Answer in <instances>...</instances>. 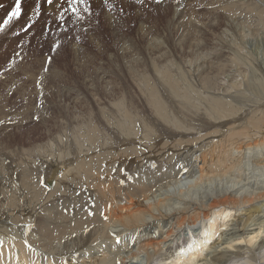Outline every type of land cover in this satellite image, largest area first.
Wrapping results in <instances>:
<instances>
[{
	"label": "bare ground",
	"instance_id": "bare-ground-1",
	"mask_svg": "<svg viewBox=\"0 0 264 264\" xmlns=\"http://www.w3.org/2000/svg\"><path fill=\"white\" fill-rule=\"evenodd\" d=\"M14 4L0 0V12ZM173 15L168 48L145 21L142 46L109 22L117 54L89 38L98 62L75 40L48 73L46 32L28 34L35 59L10 84L25 106L0 97V125L39 116L42 129L0 144V264H264V0H183ZM22 18L3 32L20 54ZM172 49L187 74L158 63Z\"/></svg>",
	"mask_w": 264,
	"mask_h": 264
},
{
	"label": "rangeland",
	"instance_id": "rangeland-1",
	"mask_svg": "<svg viewBox=\"0 0 264 264\" xmlns=\"http://www.w3.org/2000/svg\"><path fill=\"white\" fill-rule=\"evenodd\" d=\"M93 2L91 4V13L93 12L94 14L93 13L92 14L95 17L93 15L90 17L89 13L84 10V7H80V15L83 17V19H78V17L76 15H74V14H72V16H71V12H70V14H69V12L68 13H65V19H64V21H61L60 22L61 23V26L60 27H56L53 24L54 21L51 19V16L53 15V13H50L51 11H49V10L47 12H45L43 10L42 13H41V15L39 17L35 18L36 19V23L34 24V27L28 33H21L20 35H17V36H19L18 39L21 41L19 45H22L23 47L25 46L24 47V49H25V53L24 54H20V52L18 51V49L16 47H11L12 43H14V42H11L12 37H11V33L10 32L0 33V97H1V99L4 98V102H6L5 105H7L12 110H16L17 109L18 111L19 110L22 111L23 109H21V108H24V106H25V102L22 103L20 100H17V99H19V97L16 95V91L10 90V84L12 83V81L15 82L16 81V78L21 75L22 72H21L20 69H21L22 63L30 64L35 59V53H34V51L30 48L29 45H26L27 44V39L30 36L28 34L32 30H34L33 31V35H35L36 33H38V35H41L43 32H46V35H47V37L45 39H43V41H45V45H44L45 52H43L41 50V55H40V63L41 64H42V62H44L45 57H47L48 55H51L53 57V60H55L56 63H59L61 61L63 62V60H69V57H65V59L62 58L63 55H61V54H63L64 52L65 53L67 52L66 55L69 56V54H68L69 49H67L69 47L67 45L69 44V46H70L71 43L74 44V43H76V41H77L78 44H81L82 43V45H83L82 47L84 48L83 53H85L86 56H90V58L95 59V60L97 59V61L99 62V60H98L99 57L97 56L98 55L97 51L91 45L87 47L88 41H89L88 39L90 38V36L93 33L92 32H85V30H84V29H88V28L90 29V28H92V25H95V24H98V27H97V29L95 28L94 34L97 37H102L103 38L104 44H105V46H107V48H106L107 51H109L111 53L117 54L116 53L117 52L116 51L117 50L116 48H118V47L115 44V43H117V41L115 40V37H113L112 33L109 32L111 30H109V21L107 20L108 18L111 19L112 17H115L116 18L115 19V25H114L115 27H114V30L115 29L119 30V28H120V33L123 32L122 35L125 38H127V39L130 38L129 39L130 41H132V39L135 40L136 43H137V45H139V46H142L144 44L139 39L138 32H137L139 30V27H140V25H141V23L143 21H145L146 26L151 27L154 30L150 34H152V33L155 34V32H156V34H158L157 38H158L159 42L160 41H163L165 43V45H166L165 48H168L171 45L170 43L173 42L174 38L177 35V34L175 35V33H177L178 31H175V33H174V31L173 32L172 31L170 32L169 31V29H170L169 26H170V23L172 21V17H174L173 14L175 13V11L178 8V5L179 6L180 5H183V0H162V3L161 4H157L156 3V0H145V3H143V4L137 3V0H120V1L119 0H112V1L109 0L108 1V8H106V9H107V11H110V12H108L109 13L108 16H105L104 18H103V13H104V10L106 11V9L104 7L103 2L102 3H99V4H97L95 1H93ZM41 3H42V0H41ZM109 3H110L111 6L113 5L111 7V10H109V6H110ZM115 4H117V5H115ZM120 4H122V5H120ZM162 4H165L166 9L163 7L164 5H162ZM42 6H43V4H42ZM116 6H117V9L118 10L116 9ZM57 7H59V5ZM106 7H107V5H106ZM118 7H120V8H118ZM196 7H197L196 8L197 11H201L202 10L201 9L202 8L201 5H200V8H199V6H196ZM121 8H123V12H121L119 10ZM182 8H185V5ZM114 9L117 10V11L114 12L113 11ZM9 10L10 9L7 8V9H4L2 12H0V23H2L3 20L7 18V15L5 13L6 12H9ZM139 10H140V13H139ZM61 11H62V9H61ZM111 11H113V12H111ZM132 13H133V15H132ZM97 14H99V15H97ZM66 15H67V18H66ZM58 17L59 16L57 15L56 19H58ZM86 17H87V19H86ZM139 17L140 18L142 17L143 19L142 18L140 19ZM94 18L96 20H94ZM101 18H103V22L102 23L100 22ZM128 18H130V19H128ZM88 19L89 20L91 19V21L93 20L94 22L92 21V24H90ZM22 20H25L24 16H23ZM73 20H74V22H73ZM122 20H124V21H122ZM45 21H48V23H49L48 25L51 28V36H53V39L55 40V43H53V42H50L49 43V37H50V35H49V32L45 30ZM70 21L72 22L71 25H70V23H71ZM97 21H99V22H97ZM117 21H120V22H123V23L120 24ZM87 24H89V25L87 26ZM9 27H12V26L10 25ZM168 27H169V29H168ZM136 28H138V29H136ZM162 28H164V29H162ZM165 28L167 29L168 32L165 31L166 30ZM81 29L83 30L82 32H80ZM157 29H159V30L157 31ZM163 30L165 31V33H164ZM103 32H106V33H103ZM70 36H71V38H70ZM160 36L162 37V39H161ZM54 40H52V41H54ZM56 43H59L60 44V48L59 49H55V44ZM15 44L18 45V41ZM66 46H67V48H66ZM9 51H11V52H9ZM170 52H171V54L170 55L169 54L167 55L165 61L163 60L164 59L163 58L158 63L159 64H162V65H172L173 66L172 69L174 70L175 74H177V75L180 74V72H181V71H177L180 68L179 66H183L182 69H184L185 73L187 74V72H189L191 68H188V66L185 67L183 65L187 61L186 60V57H182L175 49L170 50ZM59 53H60L61 57H60ZM55 55L59 56V58L57 56H56L57 57L56 58ZM93 55H95V57ZM61 59H63V60H61ZM107 59H108V57H107ZM53 60H52V62H54ZM104 60L106 61V57H105ZM105 61H104V63H105ZM143 63L144 62L141 63V66L142 67L140 65L138 66V69L140 68L139 70L146 69V64L144 63V65H142ZM50 65H47V67L49 68ZM70 70H69V73L70 74L73 73ZM125 72L123 74L122 73L119 74V77L120 78L119 77L118 78L121 79L122 82H124V83L121 82L124 85H125V83L127 81L128 83H126V85H127V88H128L130 86V82H131L130 80L132 79V76H130L129 75V72H127L126 70H125ZM6 85L8 86V88L5 87ZM137 99H138V102L140 104H142L141 101H140L139 96H137ZM42 100H44V103L46 105H49V98L47 100V96L44 97ZM9 122L10 121H8L7 124L0 125V127L1 126L3 127V128H0V144H2V142L4 141L2 145L5 146V147L7 145H8V147H14L16 145V144H14L15 141L18 144L21 143V145H19V146H22V145L24 146L25 145L24 142L27 141L26 140L27 137H29L31 139L36 138L38 136V134H39V130L41 131V129H42V126L40 125V121L38 122L37 119L36 120L34 119L33 122H30L28 124H25L23 127H19V128H18V126L15 125V123H12V122H10L11 123L10 124L11 126L8 125ZM28 125H30V127H28ZM37 125H40V126H37ZM12 126H14V127H12ZM8 127L11 128V129H8ZM4 128H6L5 131H4ZM20 128L21 129L23 128V129L20 130ZM24 129L25 130L26 129H28V130L31 129V130L28 133ZM35 129H37V130H35ZM10 130H12L13 132L10 131ZM20 131H22V133H20ZM14 133L15 134L17 133V134L15 135ZM18 133H20V134H18ZM2 135H4V136H2ZM1 137L3 139H5V140H2ZM11 139H12L13 143H12ZM6 140H8V143H7ZM39 181H40V179H38V178H35L34 179V182H39ZM221 231H224V230H220L219 234L221 233ZM207 232H208L209 235L212 233V231H210L208 229V227H207ZM199 252H200V254H203V255L207 254V251H206L205 247H201L200 250H199ZM242 261L239 262L238 264H249L247 262L248 259H245V260H242ZM153 264H156V262H154Z\"/></svg>",
	"mask_w": 264,
	"mask_h": 264
},
{
	"label": "snow or ice",
	"instance_id": "snow-or-ice-1",
	"mask_svg": "<svg viewBox=\"0 0 264 264\" xmlns=\"http://www.w3.org/2000/svg\"><path fill=\"white\" fill-rule=\"evenodd\" d=\"M24 2L25 0H15L14 7L12 10L7 14V18L3 20L2 23H0V33H3L6 29L9 28V26L13 23V21L19 22L23 16H25L24 12ZM145 0H137V3L143 4ZM42 3L46 5L44 11L47 12L49 8L52 10V17L51 19L54 21V24L56 27L61 26V21H64L65 19V13L71 12L72 14L76 15L78 19H83V17L80 15V6H84V10L89 13L90 17L93 15L91 13V5L89 0H42ZM41 0H34L33 7L31 10V14L27 16L25 22L23 24H19V26L15 29H13L14 33L16 35H20L21 33H28L36 23V17H39L41 15V6H42ZM157 4L162 3V0H156ZM104 4L108 5V0H104ZM59 5V7H57ZM62 9V11H61ZM109 10H111V6H109ZM121 12H123V8L120 9ZM57 15L59 16V19H56ZM115 17H112L109 21L114 22ZM89 23L92 24L91 19L89 20ZM98 27L97 25H92V28L85 29V32H92L93 34L90 36V39L92 41V45L97 50L102 49V45L104 43L102 37H97L94 34L95 28ZM45 30L49 32V35H51V28L48 25V22L45 21ZM60 44H55V49H59ZM53 57L51 55H48L45 57L44 62L40 66V70H42L44 73H48L49 69L47 65H50L52 63ZM39 74V73H38ZM41 84H43V80L40 81ZM35 119L39 120V116H35ZM155 167V165H153ZM105 219L107 217L105 216ZM36 227L35 224H32L29 226L28 230L31 232ZM27 243V241H25ZM115 243L117 245L121 244V239L119 237L116 238ZM31 247V245H29ZM118 264V262H117Z\"/></svg>",
	"mask_w": 264,
	"mask_h": 264
}]
</instances>
